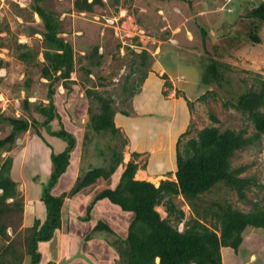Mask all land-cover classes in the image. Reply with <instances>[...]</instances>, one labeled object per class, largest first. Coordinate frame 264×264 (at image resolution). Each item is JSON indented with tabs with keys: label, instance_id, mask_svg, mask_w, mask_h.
I'll list each match as a JSON object with an SVG mask.
<instances>
[{
	"label": "rangeland",
	"instance_id": "obj_1",
	"mask_svg": "<svg viewBox=\"0 0 264 264\" xmlns=\"http://www.w3.org/2000/svg\"><path fill=\"white\" fill-rule=\"evenodd\" d=\"M91 1L87 0V2ZM101 1L104 6L99 7L95 4L92 13H77L73 7V0H45L42 4L47 9L65 13V15L61 14L59 19L63 20L60 28L62 33H65L60 36L72 45L74 52L75 71L71 74V79L75 83L70 85L69 90L62 88L61 82L54 85V105L59 118L51 124L53 131L60 128L66 130L69 125L67 131L75 140L66 177L74 169L80 152H82L84 163H89L92 168H99V166L108 165L111 159V150L116 148L118 152H122V164L117 168L111 181L106 183L101 181L97 186L98 190H102L114 188L117 185L121 168L129 161L123 155L125 147L123 149L120 147L121 138L122 140L125 138L122 135L121 138L113 137L110 133H94L89 129L90 100L85 92L86 89H94L105 97L111 98L116 111L129 113L131 109L130 91H134V83L140 77L139 72H135L134 75L130 72L133 64L138 63L134 53H139L141 50H146L151 56L147 61V70L151 71L156 66V61L173 60L175 62L181 60L185 63H174V65L177 64L174 68L189 71L195 67V71L190 70V77H196L197 81L198 78L201 81L203 63L211 54L224 64L223 71L221 70L224 81H221L220 86H210V93L205 100H200V97L206 92V88L202 89L201 85L197 87L193 82L186 86L187 93L194 94L199 90L202 91L192 103L193 113L189 133L182 139L180 150L183 151L190 138H195L200 130L210 126L220 130L225 128L239 130L247 127L248 134L253 132L252 125L245 117L240 112L225 107L224 103L235 102L238 94L253 85L256 86L254 78L257 74L264 79V23H257L259 25L257 34L261 43L251 44L245 37L251 20L244 17L258 1L264 2V0H118L117 3L113 0ZM30 10L28 8L19 11L11 3L0 7V60L2 62L0 66V113L15 117L24 114L30 120L34 118L40 121L42 116L34 111V106L39 105L42 101H44L43 103L47 102L46 80L40 77L38 66H35L33 62L23 63L17 59L22 51L25 52L26 48H30L32 52L39 54V60L42 61L40 57L42 39L40 35L38 37L37 33L35 34V30L40 29L42 25L40 19ZM202 28L206 31L204 37L201 33ZM77 31H80L79 35L76 34ZM229 32H232L230 36ZM19 44L24 46L19 48ZM94 47H98V53L102 54V57L98 58L93 53ZM98 61L100 63L96 66ZM186 62H191L194 65L189 68ZM87 71L91 72L89 74L93 78L85 73ZM129 74L131 78L127 85L130 88L127 93H123V86ZM74 84L77 86H73ZM26 97L30 104L24 111L22 101ZM86 99L88 100L87 106L84 102ZM82 116L84 120L79 123ZM210 116L215 117L219 122L213 123ZM180 118L179 113L177 125L181 124ZM5 126L4 124L0 125V136H5L8 133L9 128ZM165 128H158L154 135H142L134 138L140 142V146L148 150L147 157L146 159L143 157L142 162L147 160L150 163L151 161V168L158 171L167 169L171 163L168 154L170 136L168 137ZM38 129L41 128L38 126ZM32 130L29 131L30 133L26 132L27 134L20 135L13 148L0 155V166L6 157L12 158V171L16 172L22 169L21 171L24 173L22 181L31 184L34 193L38 190V193L41 194L39 184L47 182V177L44 175L51 163L49 160L51 153L56 152L64 141L59 138L53 140L45 131L44 134L42 129L40 138ZM260 142L259 145L236 152L231 159V166L237 168L241 165H250L241 176L255 177L259 184L264 185V136ZM173 160L174 155L172 156ZM17 168L21 169L16 170ZM33 169H37L38 176L35 180L30 177ZM142 176L145 178L142 180L151 183L167 179L165 176V179L154 178V176L146 178L145 174ZM66 177L64 175L61 177L63 179L60 181L57 191L66 187L68 182ZM21 179L16 181V188L24 199L26 189L21 187ZM54 189H56V185L51 191V194L56 196ZM31 196L34 194L31 193ZM247 198L264 207L263 188L251 186L247 192ZM174 202L185 212V219L191 216L190 206L181 197L175 199ZM214 203L221 205L228 203L242 212H249L252 208L251 204L238 200L235 192L223 184L217 185L196 201L199 211L207 207H215ZM8 204H12V199L8 200ZM156 210L161 218L166 217L162 206H158ZM9 214H12L13 218H18L19 213L16 211L15 205ZM92 214L91 221H99L107 216V224L120 237L124 236V230L119 229L118 220L133 218L131 213L121 211L106 199L96 203V210ZM21 216L23 218V212ZM172 223L178 227L181 222L176 224L172 221ZM122 224L121 222V227L125 228ZM84 228L80 230L79 234L85 233ZM20 229L23 230L22 224ZM12 232V229H7L10 237L15 238L16 236ZM91 235L85 238L88 239L92 237ZM105 235L102 233L99 237L103 239ZM1 244L2 240L0 239ZM99 255L100 253L94 252L93 249L90 259H98ZM257 255L258 258H262L264 253ZM262 261L263 259H259L257 264Z\"/></svg>",
	"mask_w": 264,
	"mask_h": 264
},
{
	"label": "trees",
	"instance_id": "obj_2",
	"mask_svg": "<svg viewBox=\"0 0 264 264\" xmlns=\"http://www.w3.org/2000/svg\"><path fill=\"white\" fill-rule=\"evenodd\" d=\"M44 1L31 0L28 7L31 13L36 14L41 21L42 27L35 30V34L40 35L42 39L40 53L42 61L39 60V54L32 52L30 48H26L25 52L22 51L17 56V59L23 63L33 62L35 66H38L40 77L46 80L47 102L33 104L34 111L42 116V120L38 121L34 118L30 120L24 114L15 117L0 113V125L4 124L9 128L5 136H0V155L3 152H9L18 137L32 129L36 136L41 138L43 130L44 134L46 132L51 137L62 139L66 146L60 153H51L52 171L47 182L41 183V201L46 210L45 220L42 224L35 221L31 227L23 228V230L20 226L24 199L17 191V182L11 176L12 158L6 157L2 162L0 166V239L2 240L0 264L41 263L39 244L49 241L61 226L64 195L54 196L51 191L67 170L70 153L75 147L74 137L67 130L60 128L53 131L51 127L52 122L59 118L54 105V85L61 82L62 88L70 89V85L75 83L71 79V74L75 71V62L72 45L60 36L63 20L59 19L62 12L47 9L42 5ZM113 1L117 3L118 0ZM11 4L19 11L28 9ZM95 4L99 7L104 6L101 0L91 2L73 0V7L77 13H92ZM244 17L251 20L248 32L245 34L246 39L251 44H260L257 23H264V2L258 1ZM201 31L203 37L206 36L205 29L202 28ZM228 34L230 36L232 32ZM23 46L19 44V48ZM93 53H98V47H94ZM211 55L203 63L201 83L207 87V90L200 100H205L210 93V86H220L221 81H224L222 72L224 64ZM134 56L138 63L133 64L130 73L134 75L135 72H139L140 77L134 83V91H130L131 98L146 78L149 71L146 69L147 61L151 58L146 50L134 53ZM99 63L98 61L95 65L98 66ZM1 64L0 60V66ZM89 73L91 72H86L87 75ZM130 78L129 74L123 86V93L129 91L130 86L127 83ZM162 78L165 79V85H168L167 77ZM254 79L256 86L253 85L238 94L235 102L224 103L225 107L240 112L252 125L251 134H248L247 127L239 130L232 128L220 130L210 126L200 130L195 138H190L182 151L180 145L188 133L183 134L176 144L175 181L165 179L158 184L135 179V174L140 167L136 163L139 155L132 153L131 159L120 173L117 185L114 188L102 189L87 206V217L94 204L103 199L108 200L123 212L132 213L133 218L124 238L118 236L102 221H99L92 229V234H106L107 244L115 251L118 264H222L221 248L237 250L247 227L264 229V207L247 198V192L251 186L264 189V185L259 184L255 177L241 176L250 165H241L237 168L231 166V159L236 152L259 145L264 136V79L258 74ZM85 94L90 100L89 129L94 133H110L113 137H120L121 134L113 121L116 113L114 101L94 89H86ZM22 102L23 109L26 111L27 105L30 104L28 97ZM210 118L213 123L219 122L213 116ZM38 126L42 130L38 129ZM126 145L127 141L121 138L120 147L123 149ZM111 151V159L107 166L90 167L86 170L88 175L79 190L95 184L99 179L108 180L113 177L122 164L123 157L122 152H118L116 148ZM167 176L170 177L171 173H167ZM219 184L235 192L238 200L251 204V210L242 212L228 203L225 205L214 203L215 207H207L199 211L196 201ZM178 197H181L191 208L192 214L187 219H185V212L174 202ZM9 199H12V204H8ZM14 205L19 213L18 218H13L12 214H9ZM158 206L164 208L165 218L160 217L156 210ZM172 221L176 224L183 223V231H178ZM8 228L13 230L15 238H11L7 233Z\"/></svg>",
	"mask_w": 264,
	"mask_h": 264
},
{
	"label": "crops",
	"instance_id": "obj_3",
	"mask_svg": "<svg viewBox=\"0 0 264 264\" xmlns=\"http://www.w3.org/2000/svg\"><path fill=\"white\" fill-rule=\"evenodd\" d=\"M62 14L65 15L64 12ZM76 34L79 35L80 31H77ZM95 55L99 58L102 54L97 53ZM178 62L185 63L181 60L175 62H173V60L156 61V66H154L151 71H148L139 90L131 98V109L129 113L124 112V114L123 112L116 111L114 115L113 121L115 127L127 141L125 152L123 154L124 158L130 160V154L132 153L139 155L136 160V163L140 166L135 175V179L137 180L145 179L142 178V174H145L146 178H152L154 176V178L158 177L165 179L166 177L167 179L175 181L176 144L180 136L189 133L191 115L193 113L192 103L194 102V99L199 97L198 95H200L202 91L199 90L194 94L187 93L186 86L193 82L197 87L201 85V87H203L202 89L206 88L207 90V87L201 83L199 78L197 81L196 77H190V70L195 71V67L192 68L191 66L194 65L193 63L186 62L188 67L192 69L189 71H183L182 68H174L177 65H174V63ZM89 76L93 78L91 74H89ZM163 76L167 77L168 85H165V79L162 78ZM73 86H77V84H74ZM58 93L60 94L61 92ZM87 101V99L84 101L86 106L88 105ZM179 113L181 116V124L177 125L179 123ZM82 120H84L83 116L79 123H82ZM69 127L70 126L68 125L67 129H69ZM160 127H166L165 129H167L168 137L170 136L168 142V154L170 155L171 163L167 169L158 171L157 169L151 168V161L150 163H148L147 160L142 162L143 157L146 159L148 150L140 146V142L136 141L134 138L142 135H154ZM27 133L30 132L28 131ZM186 136H188V134ZM52 138L53 140L55 139V137ZM64 148L65 144L61 143L57 151L54 153H60ZM73 150L70 153V160L72 159ZM81 155L82 152H80L77 157L75 167L69 172L68 176L66 177L67 171L69 170H66L63 174L64 177L68 179V182L65 185L66 187L57 191V187L63 179L61 178L62 175L58 184H56V189L53 190L56 196H65L61 210V226L49 241L39 244V252L42 255V261L40 264H117V255L107 244L106 237L104 236L102 239L99 237L102 234H92V229L99 221L106 224L108 223V217L106 216L102 218V220L99 219V221H91L92 213L96 210L97 202L94 204L88 217L86 212L87 206L93 201L96 194L101 191V189L98 190L97 184L101 181L106 183L113 178L108 180L99 179L95 184L81 189L73 196H69L70 190L76 181L88 168L92 167L89 163L86 164L83 162V156ZM173 155L174 160L172 161ZM19 169L21 168H17L16 170ZM123 169L124 166L121 168V172ZM12 170L13 166L11 168V176L15 181L24 178V173L21 171L22 169L16 172H13ZM51 171L52 167L50 163L47 172L44 175L47 177L46 180ZM169 172L171 173L170 177L167 176V173ZM37 176V169H33L31 171V179L35 180ZM160 181L154 184H158ZM41 183L39 184L40 187ZM20 184L22 188L26 189L24 191L25 195L23 194L24 205L22 228L31 227L35 221H39L40 224H42L46 218V210L45 205L41 201V194L38 193V190L34 193L31 184H28L27 181L25 182L21 179ZM31 193H33L34 196H31ZM131 220L132 219L118 220V226H120L119 229L122 231L124 230V236L121 237L124 238L126 236ZM121 222L125 228L121 227ZM107 225L113 230L109 224ZM82 228H84L83 231L85 232L83 235L79 234ZM115 233L117 234V232ZM90 234H92V237L86 239L85 237ZM81 243L83 244L81 245ZM93 249L94 252L100 253L98 259H90ZM259 253H264V229L247 227L242 234V243L237 250L232 248H221L222 264H257L259 259H263V261L258 264H264V255L262 258H258L257 254Z\"/></svg>",
	"mask_w": 264,
	"mask_h": 264
},
{
	"label": "built area",
	"instance_id": "obj_4",
	"mask_svg": "<svg viewBox=\"0 0 264 264\" xmlns=\"http://www.w3.org/2000/svg\"><path fill=\"white\" fill-rule=\"evenodd\" d=\"M30 1L31 0H0V6L3 7L7 3H13L21 8H24L30 4Z\"/></svg>",
	"mask_w": 264,
	"mask_h": 264
},
{
	"label": "water",
	"instance_id": "obj_5",
	"mask_svg": "<svg viewBox=\"0 0 264 264\" xmlns=\"http://www.w3.org/2000/svg\"><path fill=\"white\" fill-rule=\"evenodd\" d=\"M88 175V171H86L77 181L76 183L74 184V186L72 187L70 193H69V196H72L74 195L78 190L79 188L81 187V185L84 183L86 177Z\"/></svg>",
	"mask_w": 264,
	"mask_h": 264
},
{
	"label": "clouds",
	"instance_id": "obj_6",
	"mask_svg": "<svg viewBox=\"0 0 264 264\" xmlns=\"http://www.w3.org/2000/svg\"><path fill=\"white\" fill-rule=\"evenodd\" d=\"M30 3H31V1H30ZM29 5H30V4H29ZM226 12H227V11H226ZM228 13H229V11H228ZM35 15H36V14H35ZM36 16H37V15H36ZM37 17H38V16H37ZM109 21H110V20H109ZM109 21H107V22H109ZM38 37H40V36L38 35ZM79 191H80V190H79ZM79 191H77V192H79ZM77 192H76V193H77ZM76 193H75V194H76ZM75 194H74V195H75ZM72 196H73V195H72ZM183 226H184L183 223L178 224V227H177L178 231H180V232L183 231Z\"/></svg>",
	"mask_w": 264,
	"mask_h": 264
}]
</instances>
